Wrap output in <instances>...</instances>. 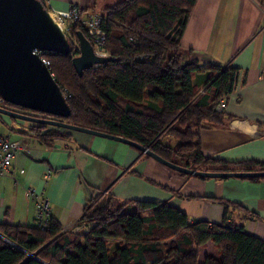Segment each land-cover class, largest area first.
Segmentation results:
<instances>
[{
    "label": "trees",
    "instance_id": "trees-1",
    "mask_svg": "<svg viewBox=\"0 0 264 264\" xmlns=\"http://www.w3.org/2000/svg\"><path fill=\"white\" fill-rule=\"evenodd\" d=\"M194 2L117 0L101 12L89 10L102 15L104 48L112 59L79 75L71 63L78 52L71 36L76 30L88 36L77 22L70 24L69 54L44 53L70 109L62 120L133 140L191 168L264 170V162L215 159L200 149V129L224 125L230 117L216 108L219 98L243 79L236 66L201 63L183 53L181 32ZM69 130L28 122L20 133L50 145L70 137ZM164 132L175 142H164ZM210 197L222 205L217 221L189 218L163 200L97 194L79 217L85 230L60 231L51 215L46 228L0 222V264H264V240L229 219V208L247 211L237 202ZM208 243L218 254L201 256Z\"/></svg>",
    "mask_w": 264,
    "mask_h": 264
},
{
    "label": "crops",
    "instance_id": "crops-1",
    "mask_svg": "<svg viewBox=\"0 0 264 264\" xmlns=\"http://www.w3.org/2000/svg\"><path fill=\"white\" fill-rule=\"evenodd\" d=\"M115 1L47 0V5L66 10L73 4L81 11L101 12ZM180 47L201 63L236 66L243 79L223 97V110L230 114L225 124L200 129L202 153L215 159L264 162V0H195ZM0 120L17 122L11 133L0 132L10 140L24 139L26 145L12 157L10 174L0 175V222L36 225L35 203L25 194L27 187L46 197L51 217L74 231L88 227L79 217L97 194L163 200L189 218L210 221L219 220L222 213L221 203L210 196H221L247 211L229 208V219L241 221L247 232L264 240V179L200 178L169 168L127 143L78 130L46 145L20 133L26 120L1 113ZM205 247L209 251L203 254H218L211 244Z\"/></svg>",
    "mask_w": 264,
    "mask_h": 264
},
{
    "label": "water",
    "instance_id": "water-1",
    "mask_svg": "<svg viewBox=\"0 0 264 264\" xmlns=\"http://www.w3.org/2000/svg\"><path fill=\"white\" fill-rule=\"evenodd\" d=\"M78 52L71 63L79 75L82 69L112 59L92 51L88 38L75 31ZM34 50L69 54L70 44L40 0H0V96L20 108L50 114L45 118L0 107V113L28 122L47 123L127 143L161 164L196 176H263L264 170H201L167 160L133 140L71 124L62 118L70 113L59 86ZM56 117V118H55ZM29 255H34L30 253Z\"/></svg>",
    "mask_w": 264,
    "mask_h": 264
},
{
    "label": "built area",
    "instance_id": "built-area-1",
    "mask_svg": "<svg viewBox=\"0 0 264 264\" xmlns=\"http://www.w3.org/2000/svg\"><path fill=\"white\" fill-rule=\"evenodd\" d=\"M45 6L52 20L59 26L65 36L69 35V25L77 22L82 27L88 36V40L91 44L92 51L98 56H107V51L104 48V31L102 28V15L94 11H81L76 5H71L66 10H53L48 7L47 0H40ZM72 44L77 46V40L75 36H71ZM39 56L41 62L45 65H49V60L44 53L40 50H34ZM0 107L16 110L30 114V110L20 108L16 105L9 104L0 96ZM224 107V99L220 97L216 108L220 109ZM24 139L10 140L7 135L0 132V175L10 174V163L15 152L25 148ZM25 194L33 198L35 203V224L39 228H46L49 222L50 210L48 199L41 196L40 193L35 192L32 188L27 187ZM67 228L61 226L60 231Z\"/></svg>",
    "mask_w": 264,
    "mask_h": 264
},
{
    "label": "rangeland",
    "instance_id": "rangeland-1",
    "mask_svg": "<svg viewBox=\"0 0 264 264\" xmlns=\"http://www.w3.org/2000/svg\"><path fill=\"white\" fill-rule=\"evenodd\" d=\"M33 111V110H32ZM31 111V114L30 115H34V116H39V117H45V118H52L53 116L52 115H47V114H45V113H41V112H39V113H41V114H35V113H33ZM56 118V117H55ZM10 121H7V122H2L1 120H0V131H7V132H9V133H11V129H10V127H12V129H14V127H15V123H17V122H15L14 121V123H9ZM21 124H25V125H27L28 123H26V121H25V123H21ZM20 124V125H21ZM162 140L164 141V142H166V140H168V143H174L175 142V137H173V136H171V135H167V133L166 132H164V136L162 137ZM181 163V162H180ZM179 163V164H180ZM70 227H67V228H65L64 230H68ZM130 229V228H129ZM135 229V228H134ZM79 231H81V230H79ZM133 231L131 230V233H132ZM208 244H211V243H208ZM215 248V247H214ZM204 251H209L208 250V247H205L204 249H201V256H202V254H203V252ZM201 256H200V260H201Z\"/></svg>",
    "mask_w": 264,
    "mask_h": 264
},
{
    "label": "flooded vegetation",
    "instance_id": "flooded-vegetation-1",
    "mask_svg": "<svg viewBox=\"0 0 264 264\" xmlns=\"http://www.w3.org/2000/svg\"><path fill=\"white\" fill-rule=\"evenodd\" d=\"M31 111V110H30ZM33 113H35V114H41V113H39V112H35V111H32ZM30 114H31V112H30Z\"/></svg>",
    "mask_w": 264,
    "mask_h": 264
}]
</instances>
